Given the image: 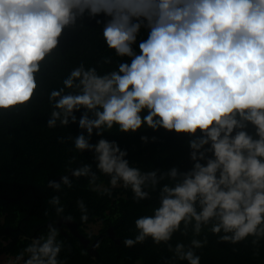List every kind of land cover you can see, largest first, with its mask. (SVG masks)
I'll list each match as a JSON object with an SVG mask.
<instances>
[{
    "label": "clouds",
    "instance_id": "obj_1",
    "mask_svg": "<svg viewBox=\"0 0 264 264\" xmlns=\"http://www.w3.org/2000/svg\"><path fill=\"white\" fill-rule=\"evenodd\" d=\"M88 28L98 30L110 54L95 64L79 61L46 92V128L77 127L75 135L57 138L70 141L77 155L59 180L45 185L52 194L44 215L51 211L55 219L35 237H22L29 243L0 264H64L57 223L75 218L65 214L62 195L82 179L101 196L123 189L136 204L153 202L122 244L163 245L171 256L162 264H201L198 250L209 235L258 248L264 241V0H0V117L37 104L46 70ZM114 128L145 145L161 133L181 139L186 163L142 167L106 137ZM84 153L90 162L77 160ZM76 207L87 224L82 198ZM176 234L187 242L173 243Z\"/></svg>",
    "mask_w": 264,
    "mask_h": 264
},
{
    "label": "trees",
    "instance_id": "obj_2",
    "mask_svg": "<svg viewBox=\"0 0 264 264\" xmlns=\"http://www.w3.org/2000/svg\"><path fill=\"white\" fill-rule=\"evenodd\" d=\"M67 56L60 63H53L45 76V92L37 104L28 112L20 115L0 117V194L7 198H0V216L3 217L1 228L19 226L21 234L12 231L11 235L2 233L0 237V250L7 254H14L22 249L28 240L22 237H35L44 231L46 224L55 219L54 215H44L49 208L47 198L52 194L45 189L49 179L64 174L68 159L77 155L71 151L72 144L57 143L59 136L75 135L76 125L69 128L50 130L45 126L48 115L47 90L59 86L60 79L67 70L79 61L95 64L102 56L110 53L105 49L103 41L99 38L98 30L88 28L78 34L74 41L68 45ZM115 61V57L113 58ZM115 67L106 65L101 71ZM149 135L152 133L149 130ZM108 139H115L122 148L129 153V160L136 161L142 167L154 166L167 168L173 164L186 163V150L182 147L181 139L157 134L156 143L142 144L138 136L119 134L114 128ZM97 139L93 137V142ZM77 160L90 162L91 154L78 155ZM107 184V180L104 179ZM83 199L89 209V221L81 224L80 212L76 201ZM62 202L66 205L65 214H71L78 223L80 232L92 241L98 237L100 246L96 253H91L80 239L69 233L68 236L60 233L64 241V250L60 259L64 264H162V258L171 256L163 245L155 246L151 240L133 248H126L122 241L132 237L134 220L141 215L150 214L149 205L153 202L143 201L136 204L132 200V193L123 189H115L111 197L101 196L91 191L86 180H80L62 195ZM99 222L97 233L86 232L84 227L90 223ZM111 228L114 237L107 235L106 229ZM117 239V241H116ZM185 240L176 234V240ZM5 244L7 246H5ZM233 248L236 251H233ZM258 251V255H254ZM85 252L86 254H82ZM201 255V264H264V241L258 248L250 242L238 245L217 243L216 237L209 235L208 245L198 250Z\"/></svg>",
    "mask_w": 264,
    "mask_h": 264
},
{
    "label": "water",
    "instance_id": "obj_3",
    "mask_svg": "<svg viewBox=\"0 0 264 264\" xmlns=\"http://www.w3.org/2000/svg\"><path fill=\"white\" fill-rule=\"evenodd\" d=\"M63 175V174H62ZM55 180H59V176H57L56 178H54ZM8 196L6 195V194H0V198H7ZM61 222H63V221H59L58 223H57V226H59L60 224H61ZM63 223H65V222H63ZM66 225H68L69 227H70V230H71V232L74 234V235H76L79 239H80V241H82L83 243H87L88 242V238H86V236L82 233V232H80L79 230H78V223L77 222H71V223H65ZM109 236H111V237H114V233H113V231H112V229L111 228H109ZM102 234H99L98 236H101ZM96 241H97V238L95 239V241H93V243L91 244L92 246H90L89 248H88V251L89 252H91V253H96L97 254V252H96V247L94 248V246H95V244H96ZM116 241H117V239H116ZM85 245V244H84Z\"/></svg>",
    "mask_w": 264,
    "mask_h": 264
},
{
    "label": "flooded vegetation",
    "instance_id": "obj_4",
    "mask_svg": "<svg viewBox=\"0 0 264 264\" xmlns=\"http://www.w3.org/2000/svg\"><path fill=\"white\" fill-rule=\"evenodd\" d=\"M57 227H61V232L64 234V235H66V236H68L69 235V233H72L71 232V230H70V227L68 226V225H66L65 223H63V222H61V224L59 225V226H57ZM14 230V232H16L17 234H21V232H22V229L19 227V226H17V227H15V228H12L11 226H5V227H3L2 229H1V232L2 233H5V234H9V235H11V233H13L12 231ZM78 230L80 231V229H79V227H78ZM87 232V231H86ZM1 233V234H2ZM106 233H107V235H109L108 233H109V228H107L106 229ZM73 234V233H72ZM102 234V233H101ZM86 236V235H85ZM102 236V235H101ZM98 237H100V236H98ZM98 237H96L97 239H98ZM86 238H88L87 236H86ZM96 238H94L92 241L90 240V238H88V242L87 243H84L86 246H87V248H89L90 246H92L91 244L93 243V241H95V239ZM96 243H97V241H96ZM96 245V244H95ZM94 248H95V246H94Z\"/></svg>",
    "mask_w": 264,
    "mask_h": 264
},
{
    "label": "rangeland",
    "instance_id": "obj_5",
    "mask_svg": "<svg viewBox=\"0 0 264 264\" xmlns=\"http://www.w3.org/2000/svg\"><path fill=\"white\" fill-rule=\"evenodd\" d=\"M3 223V217L0 216V226L1 224ZM3 228V227H2ZM1 228V229H2ZM99 228H100V224L99 222H95V223H90L88 224L87 226L84 227L85 231L87 232H91V233H97L99 231ZM3 234L0 235V237L2 236ZM8 254L6 252H3L0 250V257H6Z\"/></svg>",
    "mask_w": 264,
    "mask_h": 264
}]
</instances>
